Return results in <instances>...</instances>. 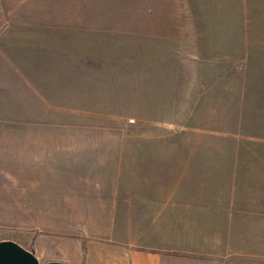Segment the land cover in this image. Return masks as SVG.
Returning a JSON list of instances; mask_svg holds the SVG:
<instances>
[{"label": "rangeland", "instance_id": "374dc122", "mask_svg": "<svg viewBox=\"0 0 264 264\" xmlns=\"http://www.w3.org/2000/svg\"><path fill=\"white\" fill-rule=\"evenodd\" d=\"M37 86L45 107H21ZM28 118L53 141L132 144L111 166L187 250L264 264V0H0V129ZM92 216L2 211L0 241L47 263L111 231Z\"/></svg>", "mask_w": 264, "mask_h": 264}, {"label": "crops", "instance_id": "0c3cea01", "mask_svg": "<svg viewBox=\"0 0 264 264\" xmlns=\"http://www.w3.org/2000/svg\"><path fill=\"white\" fill-rule=\"evenodd\" d=\"M25 82L23 90L29 86ZM38 88H32L37 100L26 95L21 107H29V99L45 107ZM12 122L0 129L11 134L0 140V197L8 200L0 202V212L93 214L90 218L95 226L111 230L98 236L84 232L74 246L62 247L64 256L47 263L228 264V255L222 251L187 250L184 245L193 244L190 232L182 230L175 216L163 217L161 205L150 201L148 191L134 183L143 179L129 172L118 173L111 166L117 156H131L132 144L53 141L47 134L56 127L46 122L32 118ZM146 238H154L156 247H134L144 244Z\"/></svg>", "mask_w": 264, "mask_h": 264}, {"label": "water", "instance_id": "95a60500", "mask_svg": "<svg viewBox=\"0 0 264 264\" xmlns=\"http://www.w3.org/2000/svg\"><path fill=\"white\" fill-rule=\"evenodd\" d=\"M0 264H63L61 262L40 263L30 251L11 240L0 241Z\"/></svg>", "mask_w": 264, "mask_h": 264}]
</instances>
